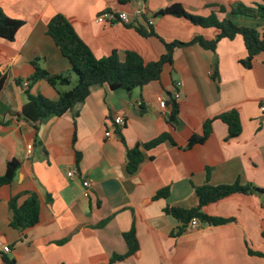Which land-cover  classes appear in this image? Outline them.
I'll return each instance as SVG.
<instances>
[{
    "label": "crops",
    "instance_id": "obj_1",
    "mask_svg": "<svg viewBox=\"0 0 264 264\" xmlns=\"http://www.w3.org/2000/svg\"><path fill=\"white\" fill-rule=\"evenodd\" d=\"M175 3L190 14L208 17L221 6L229 10L238 3L264 5V0H0L6 16L25 23L14 41L0 38V177L9 161L21 163L13 183L0 189V264H264V257L250 253L264 254V197L235 194L211 204L203 209L205 214L235 222L195 231L187 226L179 236L183 225L165 213L170 207L198 205L196 188L207 183V169L213 186L240 183L264 189V53L251 69L245 68L241 36L220 41L215 52L199 45L177 49L161 80L142 89L129 93L94 86L84 103L62 117L42 120L38 130L20 115L35 59L52 75L71 72L70 62L48 34L55 15L71 22L97 58L116 51L124 61L125 53L134 51L150 63L165 53L162 41L188 43L197 36L212 41L217 35L215 29L184 18L152 19ZM107 10L143 13L129 26L96 23ZM229 11L220 19L264 31V20L231 16ZM146 20L152 21L159 38L138 33L139 26L148 29ZM30 91L54 101L60 95L44 81ZM176 92L179 116L171 123L169 103ZM161 99L166 109L160 107ZM232 110L239 113L243 130L229 139L228 126L216 118ZM117 115L124 117L125 125L107 138ZM208 120H214L212 135L188 148ZM163 134L173 143L144 149V162L129 175L127 151ZM71 171H76L73 178L68 177ZM85 181L91 183L89 191ZM164 190L168 197L156 198ZM32 194L40 203L39 223L23 231L13 229L11 199L22 206ZM132 230L138 252L111 263L113 256L129 252L124 235ZM5 246L10 253L2 252Z\"/></svg>",
    "mask_w": 264,
    "mask_h": 264
},
{
    "label": "trees",
    "instance_id": "obj_2",
    "mask_svg": "<svg viewBox=\"0 0 264 264\" xmlns=\"http://www.w3.org/2000/svg\"><path fill=\"white\" fill-rule=\"evenodd\" d=\"M230 10V11H229ZM219 7L217 12H213L208 17L196 16L188 13L182 5L175 3L154 15L153 18L160 16H174L184 18L195 26L205 29H215L217 35L214 40L209 41L203 36H197L191 42L181 41L165 42V53L155 62L146 63L143 57L134 51L125 53L124 61L120 60L119 54L114 51L110 56L97 58L89 46L80 38L71 22L62 14L55 15L48 24V34L53 38L56 45L60 48L63 56L71 64V72L78 78L76 85L68 91H58L59 99L54 101L45 95H34L30 87L39 81L47 82L57 90L58 86H71V72L68 74L52 75L43 69L39 64V59L33 61L34 73L29 79L30 86L26 89L27 102L23 106L20 115L36 130L39 123L51 116L62 117L72 111L77 105L84 103L91 94V88L97 85L107 86L111 91L125 90L132 92L142 89L145 86L161 80L164 68L173 64L174 53L177 49L192 45H199L205 50L215 52L217 45L224 39L233 40L241 36L245 43L247 58L241 64L251 69L253 61L257 56L264 53V31L258 29L237 26L230 18L220 19L219 15L228 11L231 16L242 18H253L264 20V5L246 6L243 3L231 5L230 9ZM147 21V20H146ZM149 27H137L138 33L144 38L157 37L153 27L147 21ZM23 21L11 19L6 16L0 8V38L14 41L19 30L24 26ZM215 75V74H214ZM215 75L214 77H216ZM4 85V79L0 80V92ZM169 106L171 111L168 120L176 123L179 116V105L173 98L170 99ZM228 126L229 139L236 138L242 133V124L239 113L236 110L224 113L216 118ZM213 121L208 120L203 127L201 135H193L189 140L188 148L204 144L213 133ZM165 142H171L172 138L168 134H163L153 141L130 149L126 154V167L129 175L138 172L141 164L145 160L143 150L150 151ZM143 148V149H142ZM78 160L80 155L78 154ZM21 166L18 159H13L7 163L6 172L0 177V189L13 183L17 172ZM211 169H207V183L196 188L198 205L191 209L180 207H170L165 210L168 216L173 217L183 226L178 229L176 235L185 232L186 227L193 219H198L202 224L210 226H222L232 222L234 219H224L211 217L203 212V209L211 204L217 203L235 194L258 195L264 197V189L255 187L251 184L213 186L209 184ZM168 191L164 190L156 195V198H167ZM12 217L10 226L13 229L23 231L32 228L40 220V203L37 195L32 194L22 205H17V198L10 201ZM129 246V252L124 256H113L111 263L126 260L134 256L139 250V243L136 239L135 231L132 230L124 235ZM251 255L264 257L262 253L250 252ZM7 264H15L13 260H6Z\"/></svg>",
    "mask_w": 264,
    "mask_h": 264
},
{
    "label": "built area",
    "instance_id": "obj_3",
    "mask_svg": "<svg viewBox=\"0 0 264 264\" xmlns=\"http://www.w3.org/2000/svg\"><path fill=\"white\" fill-rule=\"evenodd\" d=\"M142 11L141 10H136L133 13H127V12H122V11H116V10H107L98 15L96 18V23L101 24V25H116V24H121V25H132L134 23V20L137 18L142 17ZM151 20H149L150 22ZM152 22V21H151ZM150 24V23H149ZM178 86H182V83H178ZM174 100L178 101L180 99V92H176L173 97ZM139 107H143V103L139 102L138 103ZM160 107L162 109L167 108V103L165 100L161 99L160 100ZM262 111H264V106H262ZM113 128L108 130L105 134L107 138H111L115 135L116 128L125 125V119L121 115H117L114 118L113 121ZM32 145H29L27 147V156L31 157L32 156ZM76 175V171H71L68 173L69 178H73ZM83 186L89 191L91 187L90 181H85L83 183ZM201 228V222L198 219H193L190 224L188 225L187 229L189 231H195L199 230ZM10 248L8 246H5L2 248V252L5 254L10 253Z\"/></svg>",
    "mask_w": 264,
    "mask_h": 264
},
{
    "label": "rangeland",
    "instance_id": "obj_4",
    "mask_svg": "<svg viewBox=\"0 0 264 264\" xmlns=\"http://www.w3.org/2000/svg\"><path fill=\"white\" fill-rule=\"evenodd\" d=\"M152 19H154V18H152ZM71 80H72V84H71V86H58V88H57V90L58 91H68V90H70V89H72L75 85H76V83H77V81H78V78H77V76L75 75V74H73L72 72H71ZM206 225L205 224H202L201 223V228H203V227H205ZM200 228V229H201Z\"/></svg>",
    "mask_w": 264,
    "mask_h": 264
}]
</instances>
